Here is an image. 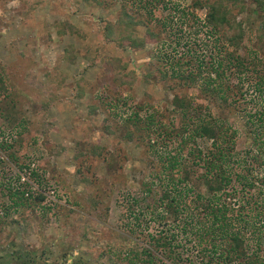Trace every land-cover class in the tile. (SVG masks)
<instances>
[{
    "label": "rangeland",
    "instance_id": "374dc122",
    "mask_svg": "<svg viewBox=\"0 0 264 264\" xmlns=\"http://www.w3.org/2000/svg\"><path fill=\"white\" fill-rule=\"evenodd\" d=\"M147 1L0 0V129L19 163H0V201L10 206L8 215H0V264H23L17 263L18 256L29 264H76L80 258L81 264H128L125 257L141 251L147 235L161 232L175 238L173 246L182 258H197L190 233L170 223L159 225L157 215L147 210L154 198L143 194L141 183L153 174L149 139L127 120L132 114L128 105L142 104L144 113L157 108L169 112L176 96L195 91L183 88V79H163L160 68L171 71L170 61L186 57L181 66L185 69L191 56L212 66L224 41H217L204 24L207 5L216 0H153L158 6L154 17L145 16V10L137 12L141 25L136 32L143 39L155 33L158 41L142 50L105 36L124 6L137 15ZM228 1L233 4L231 20L244 31L236 50L254 63L246 77L264 78V9L255 0ZM66 22L70 30L61 36L58 30ZM71 26L81 35L71 34ZM68 48H74L73 60L66 57ZM234 49L229 46V51ZM117 76L122 79L116 81ZM251 85L246 80L240 86L247 112L259 109V93ZM114 104L118 110L110 116L106 110ZM213 114L219 123L225 121L239 131L236 152L245 159L251 149V140L245 137V113L227 116L213 106ZM161 116L163 122L169 121L166 112ZM76 142L106 149L86 172L110 192L106 225L92 215L88 187L74 177L76 166L70 155ZM59 144L68 147L69 157L54 154ZM21 166L26 167L19 170ZM35 169L47 197L44 205L13 207L5 197L7 191L23 185L18 178ZM52 191L55 195L50 198Z\"/></svg>",
    "mask_w": 264,
    "mask_h": 264
},
{
    "label": "trees",
    "instance_id": "16d2710c",
    "mask_svg": "<svg viewBox=\"0 0 264 264\" xmlns=\"http://www.w3.org/2000/svg\"><path fill=\"white\" fill-rule=\"evenodd\" d=\"M255 1L263 10L264 0ZM157 7L153 0H149L135 13L145 10V16L152 19ZM207 7L209 11L204 24L217 41H224L222 47H218L212 66L203 65L197 57L191 56L185 69L181 66L185 64L186 57L170 61L171 71L160 68L163 79H183L181 86L195 92L176 96L174 107L169 112L157 108L144 113L142 104H129L132 114L127 119L136 126L137 132L149 139L151 158L148 155V162L153 174L150 181L141 183L143 194L154 198L147 210L151 215H157L158 219L154 220L159 221V225L170 223L179 226L182 233H190L198 256L196 259L182 258L173 246L175 238L161 232L159 235H147L142 250L125 257L128 264H264V78L256 77L252 81L250 77L253 74L246 77L254 63L236 50V42L243 41L244 31L241 24L231 20L232 8L229 7L233 4L228 0H216L208 3ZM123 9L115 27H111L109 33L105 31L110 41L116 37L121 45L131 46L134 50H142L147 43L158 41V35L152 32L147 33L144 39L139 38L136 32L141 25L137 20L139 14L135 15L134 11L130 14L127 6ZM184 14L189 15L185 11ZM67 28L70 30L66 22L63 30H58L59 35L69 32ZM70 33L81 35L73 27ZM229 46L235 49L229 51ZM66 57L70 60L75 58L74 48L66 50ZM148 77L153 79L152 74ZM233 78L238 82H233ZM121 79L120 76L115 78L116 81ZM246 80L252 83L253 91L259 93V109L253 112H247L242 103L240 86ZM80 93L83 97L86 90L82 87ZM198 98L204 99L206 104L199 103ZM148 105L154 107L153 104ZM213 106L227 116L245 113V137L251 140V149L246 151L245 159L236 152L239 131L225 121L219 123L215 120ZM110 110L106 111L111 116L113 110H118V105L110 106ZM165 112L169 118L167 122H163L161 116ZM3 131L0 129V163L18 166V158L12 152L13 145L2 139ZM199 140L202 144L209 143L203 146ZM105 152L106 149L99 144L83 147L81 142H76L72 155L67 146L59 144L54 148L57 156L70 155L76 166L74 177L88 187L85 192L89 210L104 225L110 218V192L97 184L98 177L88 176L86 172H89L90 163L104 157ZM25 167L21 166L19 170ZM30 181L41 187L42 180L36 169L31 172ZM31 183L10 188L5 196L7 201H11L15 208L44 205L47 197L42 191L33 193ZM9 208L6 201H0V215H8ZM16 261L29 264L20 256ZM82 261L80 258L76 264Z\"/></svg>",
    "mask_w": 264,
    "mask_h": 264
},
{
    "label": "built area",
    "instance_id": "2783aa9c",
    "mask_svg": "<svg viewBox=\"0 0 264 264\" xmlns=\"http://www.w3.org/2000/svg\"><path fill=\"white\" fill-rule=\"evenodd\" d=\"M30 175H31V173H29V175H26V174H22L21 175V182H22V184L31 183V181H30ZM31 185H32L33 193H36V191L37 192L38 191H41V189L37 185H35L33 183H31ZM28 195H29V193H27V196ZM48 195H49L48 197L53 198V196L55 195V191L49 192Z\"/></svg>",
    "mask_w": 264,
    "mask_h": 264
}]
</instances>
